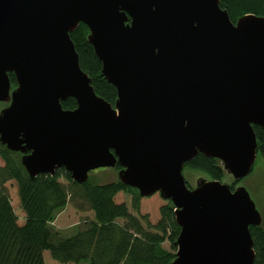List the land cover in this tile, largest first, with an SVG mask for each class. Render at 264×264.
I'll return each instance as SVG.
<instances>
[{"label": "water", "instance_id": "obj_1", "mask_svg": "<svg viewBox=\"0 0 264 264\" xmlns=\"http://www.w3.org/2000/svg\"><path fill=\"white\" fill-rule=\"evenodd\" d=\"M80 24L113 105L80 68ZM254 127L264 132V15L233 23L219 0H0V147L30 179L62 168L92 183L115 170L92 184L170 202L180 230L169 264H253L250 227L264 214L242 182ZM198 154L223 178L185 166Z\"/></svg>", "mask_w": 264, "mask_h": 264}, {"label": "trees", "instance_id": "obj_2", "mask_svg": "<svg viewBox=\"0 0 264 264\" xmlns=\"http://www.w3.org/2000/svg\"><path fill=\"white\" fill-rule=\"evenodd\" d=\"M219 1L233 23L244 14L264 15V0ZM87 32L86 26L80 24L70 34L80 68L91 79L95 93L113 105L116 90L101 77V64L86 41ZM9 79L15 84L12 75ZM61 106L64 110H73L76 102L68 98L61 102ZM254 132L258 140L257 155L264 159V132L259 127H254ZM0 159L3 162L0 166V264H44V252H48L58 264H169L174 258V242L180 229L170 202L160 207V219L152 225L147 216H133L127 205L115 202L117 193L131 194V207L138 212L141 197L132 188L121 184L105 187H96L90 182L79 184L72 181L62 168L52 177L42 174L30 179L15 154L0 147ZM185 166L202 171L214 180L223 178L215 161L202 154ZM10 180L17 184L26 217L23 225L17 224L2 188ZM68 203L78 212H92L93 220L78 228L73 235L62 238L51 223ZM250 234L255 252L253 264H264V229L250 227ZM166 241L169 250L162 246Z\"/></svg>", "mask_w": 264, "mask_h": 264}, {"label": "rangeland", "instance_id": "obj_3", "mask_svg": "<svg viewBox=\"0 0 264 264\" xmlns=\"http://www.w3.org/2000/svg\"><path fill=\"white\" fill-rule=\"evenodd\" d=\"M2 165L3 162L0 159V166ZM111 177H116L115 170L106 171L104 169H101L95 170L94 172L90 173V179L92 183H103L105 181L111 180ZM192 177L195 179L199 177V175H194ZM60 182L64 183L63 179H60ZM242 185L250 193L258 209L261 210L264 214V159L259 155L257 156L252 174L243 180ZM2 188L5 192V195L10 201L12 210L16 216L17 224L23 225L26 217L19 200L17 184L15 183V181L10 180L7 181ZM114 200L118 204L124 203L125 205H127L129 213L133 216H136L138 218L141 216H147L148 221L152 225H155L160 219V207L168 203V201L161 199L160 196L155 193L146 198L141 197L139 200V210L138 212H136L131 207V194L119 192L116 194ZM92 220V212H78L70 203H68L65 209L57 215L54 222L51 223V226L58 230L60 237L65 238L73 235L78 228H81L83 225ZM162 246L166 250L170 249V245L167 241L164 242ZM43 260L44 264H58L56 261L50 258L48 252L43 253Z\"/></svg>", "mask_w": 264, "mask_h": 264}]
</instances>
